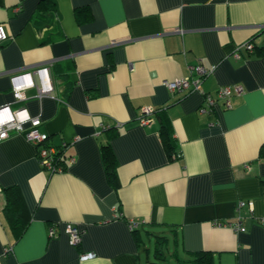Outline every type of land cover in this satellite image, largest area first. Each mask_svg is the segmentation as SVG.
I'll return each mask as SVG.
<instances>
[{
    "label": "crops",
    "instance_id": "0c3cea01",
    "mask_svg": "<svg viewBox=\"0 0 264 264\" xmlns=\"http://www.w3.org/2000/svg\"><path fill=\"white\" fill-rule=\"evenodd\" d=\"M40 2L0 0L9 35L0 44V108L39 117L48 142L66 144V166L43 168L23 134L0 142V264H139L130 221L168 236L181 257L206 251L214 264H264V54L255 52L264 46V0H55L57 15L39 28ZM248 42L254 50L236 57ZM196 65L214 68L201 91L172 93L166 81L195 75ZM39 66L49 67L53 91L39 97L30 87L18 99L12 76L31 72L40 84ZM235 84L244 92L231 107L217 100L201 110L202 93ZM145 106L162 109L147 126ZM108 141L117 185L102 158ZM13 186L18 230L6 214ZM238 215L245 231L219 224ZM68 224L81 230L80 245L69 243Z\"/></svg>",
    "mask_w": 264,
    "mask_h": 264
},
{
    "label": "built area",
    "instance_id": "2783aa9c",
    "mask_svg": "<svg viewBox=\"0 0 264 264\" xmlns=\"http://www.w3.org/2000/svg\"><path fill=\"white\" fill-rule=\"evenodd\" d=\"M9 39V35L5 28L0 25V44ZM245 49L248 51L254 50V45L252 42L245 43L244 45L238 46L235 49L234 55L238 58L242 57L241 50ZM195 75L189 77H183L180 79H175L172 81H166V86L172 93L182 92V91H201V86L203 79L214 71V68L207 69L202 65H196L194 67ZM34 73L39 76L40 84H37L36 80L33 78V73L31 72H21L14 74L12 76L13 92L18 99H24V91L30 87L37 88V95L43 97L50 94L53 91V83L50 75L48 66L36 67ZM244 92V87L240 84H235L233 86H222L219 88L217 95L214 96L211 93L203 94L202 111L212 110L217 100H222L226 108L231 107V96L236 94H242ZM156 109L152 107H142L139 117V121L143 126L152 124L155 121ZM42 121L39 117H32L25 108H19L17 110H12L9 106L0 108V142L7 139L12 133H20L25 136V138L33 143L37 147L38 159L41 166L51 173H56L63 171V167L58 164V148L53 145H48L49 136L39 130V126ZM26 125H29L26 127ZM65 144V143H64ZM63 145V147H65ZM2 188L0 187V191ZM247 204L246 201H241L239 203V209ZM224 226L229 225L238 231H245L246 227L242 224L241 216H237V221L219 223ZM130 229L134 230L138 228L139 223L130 221ZM66 232L68 234L69 243L73 246H78L82 240L81 230L72 224H68L66 227ZM51 235H54V231H50ZM92 254L85 253L82 254V259H87Z\"/></svg>",
    "mask_w": 264,
    "mask_h": 264
},
{
    "label": "trees",
    "instance_id": "16d2710c",
    "mask_svg": "<svg viewBox=\"0 0 264 264\" xmlns=\"http://www.w3.org/2000/svg\"><path fill=\"white\" fill-rule=\"evenodd\" d=\"M83 9L84 8H78L76 10L78 16H82ZM56 15L57 11L55 0H41L39 8L34 16V22L37 23L39 28H42V24L40 23L39 19L42 18L43 23L46 24V20L48 18L51 20ZM256 50L258 54H264V46H255V52ZM161 110L162 109L156 110L155 116H157ZM160 132L168 155L171 158H173L174 156H178V153L175 150V144H173L174 141L172 134L168 131V127L165 123H162ZM49 144L50 143L48 142V145ZM56 147L59 150L57 155L58 164L64 168L66 166V147H63L62 145ZM261 155L264 156V145L261 149ZM102 158L110 182L113 185H117L118 162L109 141L102 147ZM6 192L8 199L6 205V214L12 221L13 227L17 229L19 228L17 224L20 222L22 216L20 209L22 200L19 195V191L15 186L7 188ZM22 232L23 231H19L18 235H20ZM133 233L142 252L141 256H139V259L142 258V260L139 261V264H214L212 255L206 251H199L193 253L192 256L181 257L175 252L176 250L174 248L171 249V239L166 235L151 232L144 227L143 229H134ZM144 235L147 237L148 243L149 240H151V238L153 237L154 240L151 247L148 245Z\"/></svg>",
    "mask_w": 264,
    "mask_h": 264
},
{
    "label": "rangeland",
    "instance_id": "374dc122",
    "mask_svg": "<svg viewBox=\"0 0 264 264\" xmlns=\"http://www.w3.org/2000/svg\"><path fill=\"white\" fill-rule=\"evenodd\" d=\"M148 245L151 247L152 244H149V243H148Z\"/></svg>",
    "mask_w": 264,
    "mask_h": 264
}]
</instances>
